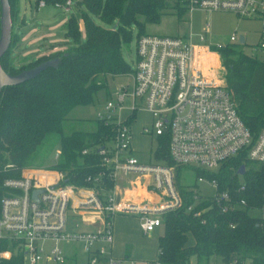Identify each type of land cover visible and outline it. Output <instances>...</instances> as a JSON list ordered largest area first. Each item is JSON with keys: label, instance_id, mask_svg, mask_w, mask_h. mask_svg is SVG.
<instances>
[{"label": "built area", "instance_id": "2783aa9c", "mask_svg": "<svg viewBox=\"0 0 264 264\" xmlns=\"http://www.w3.org/2000/svg\"><path fill=\"white\" fill-rule=\"evenodd\" d=\"M170 1L184 12L226 11L259 20L260 38L250 52L241 48L246 40L241 43L232 35L230 41H238L244 53L264 63V0ZM72 4L73 0L55 3L65 10ZM45 5L44 0H39L37 8ZM193 35L189 32L136 37V61L130 75L132 92L128 93V85L118 87L104 110L96 114L98 121H111L115 133L97 147L101 168L86 177L88 185L64 183L65 174L50 169H26L19 178L2 181L0 242H8L13 250H0V261L10 259L17 249L30 264H38L42 258L62 263L65 257L60 243L75 241L82 245L89 264H164L159 258L161 250L148 262L113 257L109 251L113 243V218L118 214L137 215L144 234L162 227L163 214L183 204L178 166L213 172L237 156L264 166V128L257 133L247 128L224 76L219 74V70L225 72L219 53L214 46L195 43ZM197 38L204 41L203 35ZM211 56L217 59L215 64L209 63ZM126 100L130 101L129 107L124 105ZM139 109L147 111L153 122L151 129L142 127V134L155 135L156 139L168 136V157L172 164L156 159L155 150L152 151L153 162L140 161L133 154L129 119ZM59 153L56 152V159ZM123 178L131 179L132 188L121 192L118 182ZM197 180L202 182L204 178ZM209 182L216 194L202 198L194 192V204L186 209L193 212V216H199L200 212L193 208L203 200L209 201L210 206H219L222 213L247 206L245 198L237 200L228 190H220L216 179ZM36 189L42 190L37 201L32 197ZM244 190V185H240L237 192ZM255 211L262 210L252 207L249 213ZM84 226L95 229L86 230ZM183 264L253 263L250 260L225 262L216 256L200 260L192 256Z\"/></svg>", "mask_w": 264, "mask_h": 264}, {"label": "trees", "instance_id": "16d2710c", "mask_svg": "<svg viewBox=\"0 0 264 264\" xmlns=\"http://www.w3.org/2000/svg\"><path fill=\"white\" fill-rule=\"evenodd\" d=\"M44 1L47 5L62 0ZM9 2L13 18L16 0ZM75 4L86 10L83 42L80 24L72 16L63 25L64 36L73 41L68 49L36 57L14 69L8 61L12 33L9 50L1 59L3 69L11 75L49 59L59 58V63L34 79L0 91V185L6 178L21 177L34 163L38 147L51 134L60 136V153L56 162L44 169L64 173V183L88 185L86 177L101 168L97 147L113 137L115 125L109 120H96L94 130L64 134L68 114L76 107L93 103L96 93L107 87L108 76L133 71L122 53V47L132 39L131 25L137 26V37L145 34L147 23H160L167 15L166 9H180L170 0H76ZM180 11L178 17L184 13ZM94 18L106 26L97 24ZM213 49L220 55L225 84L241 119L252 133H257L264 128V63L244 53L238 45ZM135 117L136 113L129 123ZM156 141L155 158L172 164L168 157V136ZM241 165L245 166L242 183L237 178ZM181 167H177V174ZM195 170L197 178L216 179L220 190H228L237 200L245 198L247 206L222 213L219 206H210L209 201L203 200L193 208L200 212L199 216H193L186 209L194 204V192L178 181L183 204L162 216L163 233L157 242V250L162 251L160 260L164 264H183L192 256L200 260L216 256L225 262L250 260L253 264H264V214L249 213L252 207L264 211V166L237 156L224 162L218 172ZM240 185L245 190L237 192ZM3 194L0 187V197ZM189 236L193 238L192 246L187 245ZM3 249L12 251L13 246L1 241L0 250ZM0 264H24L23 254L13 251L11 258L1 260Z\"/></svg>", "mask_w": 264, "mask_h": 264}, {"label": "rangeland", "instance_id": "374dc122", "mask_svg": "<svg viewBox=\"0 0 264 264\" xmlns=\"http://www.w3.org/2000/svg\"><path fill=\"white\" fill-rule=\"evenodd\" d=\"M73 4L69 10L63 6L48 3L44 7L36 6V0H16L15 14L13 17V45L9 51L8 61L11 67L19 69L28 60L36 57L66 50L73 45L64 36L63 25L68 18L74 17L81 28L80 40H85V31L83 27V12L85 8H79ZM160 23H147L144 27L145 34L156 35H181L188 34L190 30L194 34V42L206 44L208 46L219 45H238V41L231 42L230 37L235 35L238 39L244 36L246 43L241 45L245 52H250L252 46L256 45L261 32V22L257 19H249L238 16L233 12L219 11H193L182 13L181 18L177 16L180 13L178 8H170L164 11ZM97 24L106 26L99 19L94 18ZM132 39L128 45L122 47L124 60L134 68L136 55V34L137 26L131 25ZM17 38H16V36ZM203 35L204 41L200 42L197 36ZM239 46V45H238ZM240 48V46H239ZM217 59L211 56L209 63L215 64ZM132 72L115 77H107V87L98 91L94 97L93 103L87 106L76 107L68 114V120L63 127L64 134H70L76 130L91 131L96 126V114L104 110L106 102L113 98L116 89L122 85H128V93L132 92ZM220 76L224 72L219 70ZM125 107L130 106V101L126 100ZM152 119L147 111L139 109L136 112L135 119L130 123L132 131V146L135 148L134 155L144 162H153L152 151L157 147L155 135L142 134V127L152 128ZM60 150L59 134L49 135L45 141L38 147L37 156L28 169H44L45 167L56 162V152ZM40 167V168H39ZM218 172V170L213 171ZM204 180L199 182L194 167H181L179 169L178 180L184 186H189V190L197 192L202 198H211L216 194L215 188L210 185L209 178L203 177ZM238 180L242 183L244 175H238ZM130 178H123L122 189H131ZM264 211H255L251 215H263ZM116 225L118 221H126L132 237L126 238L127 248L131 256L153 255L157 250V236L163 233V228L159 227L151 234H143L137 215L126 214L122 217H115ZM193 238L188 237V246H192ZM49 243L47 244V246ZM63 256L67 255L68 259L62 263L46 260L42 258L38 264H88L87 254L83 251L82 245L75 241H64L60 243ZM17 251V249H15ZM14 250V251H15ZM24 264H30L28 259Z\"/></svg>", "mask_w": 264, "mask_h": 264}, {"label": "water", "instance_id": "95a60500", "mask_svg": "<svg viewBox=\"0 0 264 264\" xmlns=\"http://www.w3.org/2000/svg\"><path fill=\"white\" fill-rule=\"evenodd\" d=\"M0 91L8 86H15L27 82L31 79L37 77L42 71L47 68H56L59 63V58H53L46 60L39 65L25 69L18 74L11 75L7 73L2 65L1 59L8 52L9 47L12 41V27H13V18L11 15V5L9 0H0ZM240 42L244 43V36L239 37ZM238 175L245 174V166L241 165L237 170ZM54 188V187H53ZM42 192V190H34L32 193V197L34 200H38V195Z\"/></svg>", "mask_w": 264, "mask_h": 264}, {"label": "crops", "instance_id": "0c3cea01", "mask_svg": "<svg viewBox=\"0 0 264 264\" xmlns=\"http://www.w3.org/2000/svg\"><path fill=\"white\" fill-rule=\"evenodd\" d=\"M189 32H191V31L189 30L188 33ZM185 34H187V33H184L181 35H185ZM133 149L135 151V148H133ZM122 180L123 179H120L118 182L119 189L121 190V192L127 191V190L122 189V187H123L122 186ZM136 190H137V188H136ZM138 190L142 193H145L144 189L139 188ZM118 216L122 217L125 215L124 214H118L115 217H118ZM115 217L113 218V243L109 247V251L112 254V256L117 258V259H130L131 258V259L138 260L140 262H148V261H152L153 259H155L156 255H157V250L153 255H147V256H138L137 255L136 256L137 258H134V256L133 257L131 256L132 254H130L129 249L127 248V243L125 241L126 238L132 237L131 232L129 231L130 229L128 227V223L126 221H118L117 225H116V223L114 221ZM83 228L86 230H94L95 229V227H93V226H84ZM146 235H148V234H146ZM161 235L162 234H158L156 244L158 242L159 236H161ZM64 257H65L64 260L68 259L67 255H65Z\"/></svg>", "mask_w": 264, "mask_h": 264}]
</instances>
